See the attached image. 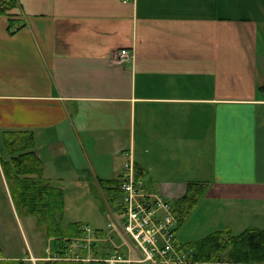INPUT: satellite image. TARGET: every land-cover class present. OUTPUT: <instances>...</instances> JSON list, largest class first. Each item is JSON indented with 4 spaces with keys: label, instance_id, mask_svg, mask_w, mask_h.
Segmentation results:
<instances>
[{
    "label": "crops",
    "instance_id": "0c3cea01",
    "mask_svg": "<svg viewBox=\"0 0 264 264\" xmlns=\"http://www.w3.org/2000/svg\"><path fill=\"white\" fill-rule=\"evenodd\" d=\"M14 1L0 14V150L4 132L31 130L53 186L94 191L126 151L148 192L216 189L229 211L211 232L264 229V0ZM11 185L0 162V264L52 258Z\"/></svg>",
    "mask_w": 264,
    "mask_h": 264
},
{
    "label": "trees",
    "instance_id": "16d2710c",
    "mask_svg": "<svg viewBox=\"0 0 264 264\" xmlns=\"http://www.w3.org/2000/svg\"><path fill=\"white\" fill-rule=\"evenodd\" d=\"M14 3V0H0V14ZM34 148L33 131H6L3 135V148L0 150V162L5 176L12 183L16 201L19 203L22 201L25 210L36 215L39 222L46 223L51 230L53 256L40 261L39 264H105L100 259L108 254L102 251L100 248L102 246H99L101 242L98 243L96 239L104 237L106 231L102 228L93 229L95 239L87 250L78 241L84 230L82 223H67L65 228L62 227L64 190L53 186L51 181L44 177L43 163ZM137 177L139 178L138 173ZM99 184L109 195V201L116 203L120 214L118 206L120 178L99 180ZM205 189V184L188 183L185 196L176 202L181 222L183 214L191 212ZM48 195L55 199L50 202L45 199ZM180 249L188 253L190 264H264V229L246 228L240 233L218 230L180 246ZM88 257L89 260L86 259ZM18 262L23 264L21 261Z\"/></svg>",
    "mask_w": 264,
    "mask_h": 264
},
{
    "label": "built area",
    "instance_id": "2783aa9c",
    "mask_svg": "<svg viewBox=\"0 0 264 264\" xmlns=\"http://www.w3.org/2000/svg\"><path fill=\"white\" fill-rule=\"evenodd\" d=\"M120 61L130 58L129 50L115 54ZM126 161L119 175L118 206L122 228L131 239L139 257L123 258L111 253L101 260L105 264H190L188 253L180 249L176 233L181 223L176 203L157 192H148L137 177L135 162L125 151ZM78 239L85 249H90L95 239L93 230L85 226ZM89 260L90 258H86Z\"/></svg>",
    "mask_w": 264,
    "mask_h": 264
},
{
    "label": "rangeland",
    "instance_id": "374dc122",
    "mask_svg": "<svg viewBox=\"0 0 264 264\" xmlns=\"http://www.w3.org/2000/svg\"><path fill=\"white\" fill-rule=\"evenodd\" d=\"M18 29V26L9 27V31L13 32L18 31ZM116 58L118 59V57ZM82 183H76V181H60L58 183L60 185L58 187L64 190L63 221L65 223L79 222L91 230L104 229L106 231L105 236L97 238L96 241L98 243L101 242L99 246H102L100 248L108 254L107 256L111 253H116L122 255L125 259L139 257L140 255L136 251L134 244L122 228V220L116 203L109 201V195L101 188L99 180L95 184L97 191L91 189L88 183L85 182V186ZM46 197L45 199L50 202L55 199L54 197L50 198L49 195ZM57 199L59 198L57 197ZM199 199L198 205L191 212L183 214V220L177 229L176 238L181 246L200 239L213 230L225 228L224 226L227 224L224 214H227L229 207L224 205L225 200L217 195L216 189L208 197L203 198V196H200ZM19 205L23 206V202L20 201ZM41 211L44 210L41 209ZM216 222H220L219 226ZM40 225L45 229L42 234L43 237L48 240L47 235H50L51 230H49L46 223H40ZM52 229L54 231V228ZM233 230L240 232L242 229L235 226ZM62 232H64V229H62ZM32 233H36V231L32 230ZM44 238L41 237L40 246L43 244ZM29 259L31 264H39L40 261H43V259L37 260L31 255ZM16 263L21 264L17 261L8 264ZM23 264H27V262H23Z\"/></svg>",
    "mask_w": 264,
    "mask_h": 264
},
{
    "label": "bare ground",
    "instance_id": "6f19581e",
    "mask_svg": "<svg viewBox=\"0 0 264 264\" xmlns=\"http://www.w3.org/2000/svg\"><path fill=\"white\" fill-rule=\"evenodd\" d=\"M101 259H102V258H101ZM101 259H100V260H101Z\"/></svg>",
    "mask_w": 264,
    "mask_h": 264
}]
</instances>
